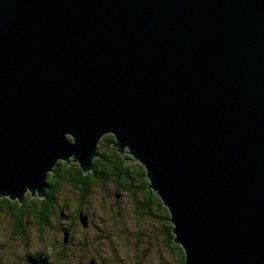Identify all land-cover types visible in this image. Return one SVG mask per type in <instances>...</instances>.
<instances>
[{"label": "water", "instance_id": "1", "mask_svg": "<svg viewBox=\"0 0 264 264\" xmlns=\"http://www.w3.org/2000/svg\"><path fill=\"white\" fill-rule=\"evenodd\" d=\"M108 133L183 264H264V0H0V196Z\"/></svg>", "mask_w": 264, "mask_h": 264}, {"label": "rangeland", "instance_id": "2", "mask_svg": "<svg viewBox=\"0 0 264 264\" xmlns=\"http://www.w3.org/2000/svg\"><path fill=\"white\" fill-rule=\"evenodd\" d=\"M134 184L140 185L136 178ZM130 188L93 183L81 206L80 219L74 215L82 192L61 179L57 209L63 208L65 216L59 218L58 211L48 215L49 225L36 223L32 214L20 223L7 209L0 211V264H32L28 254L50 258L52 264H89L91 259L96 264H182L176 251L179 243H166L162 211L151 205L153 215L149 214L145 201L142 204L141 200L140 206L134 202L137 196L143 199L142 189H132L137 191L135 196Z\"/></svg>", "mask_w": 264, "mask_h": 264}, {"label": "trees", "instance_id": "3", "mask_svg": "<svg viewBox=\"0 0 264 264\" xmlns=\"http://www.w3.org/2000/svg\"><path fill=\"white\" fill-rule=\"evenodd\" d=\"M114 139V135L110 133L102 137L100 144L98 145V156H96L93 160V169L88 173H84L79 167L78 163L74 161L68 163L66 161L59 160L53 171L48 173V187L45 191V197H40L38 196V194L36 195L39 198L35 197L36 195L31 196V192L29 191L26 193L23 202L12 200L5 196H0V211L7 209L9 213L16 218V220H19L20 223H24V217L32 214L36 223L38 222L43 225H49V220L47 219L48 215L54 214L58 211L55 214L59 218L65 216L63 208H59V210L57 209V189L59 187L61 179L69 181L73 186H75L82 192L83 198L80 199V208H78L77 210L78 218H80V214L82 211L80 210L81 206L84 202V199H86L87 196L90 195L93 183L100 184L103 187L112 183L116 185L117 189H119L120 187H132V189L141 188L143 191L141 190L140 192H142L143 199L145 200L137 199V191H133L130 188V190L136 194L135 196H137V198L135 197L134 202L139 205L141 200L142 204H144L145 201V203L149 205L148 213L151 215H153V209L151 208V205H155L157 209L163 211V207L165 209L163 200H161V198L155 191L148 188L149 180L145 174V167L140 162H132V155L128 153L121 154L112 144L114 142ZM135 178L138 180L140 184L139 186H135ZM146 204L144 205V207L146 206ZM167 211L168 214L166 216H168V220L170 223L169 231L171 230L169 239H172L174 241V233L172 231L173 227L172 222L169 219L170 212L168 208ZM155 216L158 215L155 214ZM162 218L165 219V210ZM23 226L24 224L20 225L21 228H23ZM63 230L67 231V227H63ZM173 248L175 249V247ZM176 249V251L181 253L182 257L185 259V253L182 246L176 245ZM30 257L36 258L38 264H52L50 258L48 261L46 257H42L41 255L37 254L27 255V260L29 263Z\"/></svg>", "mask_w": 264, "mask_h": 264}, {"label": "flooded vegetation", "instance_id": "4", "mask_svg": "<svg viewBox=\"0 0 264 264\" xmlns=\"http://www.w3.org/2000/svg\"><path fill=\"white\" fill-rule=\"evenodd\" d=\"M117 196H118V193L116 194ZM82 198H83V196H82ZM164 210H165V229H166V235H167V237H166V243L168 244V242H169V245L172 243V239H169V234H170V232H171V230L169 231V220H168V216H166L167 214H168V211H167V208H166V206H165V209H164V207H163V211H162V213L164 214ZM77 211V210H76ZM162 214V215H163ZM162 215L160 216V217H162ZM74 217H76V218H78V216H77V212L75 213V215H74ZM79 220V219H78ZM180 255H181V260H182V264H183V260H184V258L182 257V254L180 253Z\"/></svg>", "mask_w": 264, "mask_h": 264}, {"label": "bare ground", "instance_id": "5", "mask_svg": "<svg viewBox=\"0 0 264 264\" xmlns=\"http://www.w3.org/2000/svg\"><path fill=\"white\" fill-rule=\"evenodd\" d=\"M167 207V206H166ZM168 208V207H167ZM169 210V209H168ZM169 212H170V210H169ZM170 216H171V213H170Z\"/></svg>", "mask_w": 264, "mask_h": 264}, {"label": "clouds", "instance_id": "6", "mask_svg": "<svg viewBox=\"0 0 264 264\" xmlns=\"http://www.w3.org/2000/svg\"><path fill=\"white\" fill-rule=\"evenodd\" d=\"M180 245V244H179Z\"/></svg>", "mask_w": 264, "mask_h": 264}]
</instances>
